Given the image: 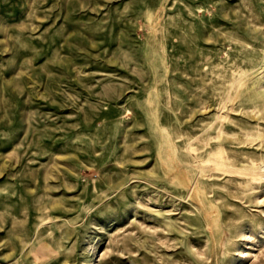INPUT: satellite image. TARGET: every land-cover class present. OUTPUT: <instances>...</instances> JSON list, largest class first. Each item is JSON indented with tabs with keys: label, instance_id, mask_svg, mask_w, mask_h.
Returning <instances> with one entry per match:
<instances>
[{
	"label": "rangeland",
	"instance_id": "1",
	"mask_svg": "<svg viewBox=\"0 0 264 264\" xmlns=\"http://www.w3.org/2000/svg\"><path fill=\"white\" fill-rule=\"evenodd\" d=\"M0 264H264V0H0Z\"/></svg>",
	"mask_w": 264,
	"mask_h": 264
},
{
	"label": "bare ground",
	"instance_id": "2",
	"mask_svg": "<svg viewBox=\"0 0 264 264\" xmlns=\"http://www.w3.org/2000/svg\"><path fill=\"white\" fill-rule=\"evenodd\" d=\"M188 151H189V152H196L195 149H188ZM224 154H225V153H224ZM217 158H218V157H217ZM216 161H217V160H216ZM216 161H215V162H216ZM218 161H220V160H218ZM216 165H217V164H216ZM222 165H223V164H222ZM217 166H218V165H217ZM224 166H225V165H224ZM216 169H217V168H216ZM202 177H203V176H202Z\"/></svg>",
	"mask_w": 264,
	"mask_h": 264
}]
</instances>
